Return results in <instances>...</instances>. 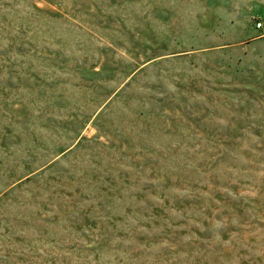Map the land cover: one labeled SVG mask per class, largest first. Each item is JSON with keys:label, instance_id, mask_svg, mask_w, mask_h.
<instances>
[{"label": "rangeland", "instance_id": "374dc122", "mask_svg": "<svg viewBox=\"0 0 264 264\" xmlns=\"http://www.w3.org/2000/svg\"><path fill=\"white\" fill-rule=\"evenodd\" d=\"M0 264H264V0H0Z\"/></svg>", "mask_w": 264, "mask_h": 264}, {"label": "built area", "instance_id": "2783aa9c", "mask_svg": "<svg viewBox=\"0 0 264 264\" xmlns=\"http://www.w3.org/2000/svg\"><path fill=\"white\" fill-rule=\"evenodd\" d=\"M262 25H263V23H262V21H260V22H258V23L256 24V27H257L258 29H261V28H262Z\"/></svg>", "mask_w": 264, "mask_h": 264}]
</instances>
